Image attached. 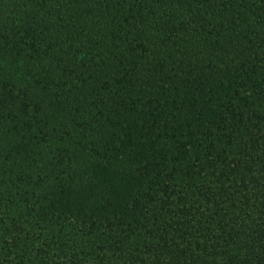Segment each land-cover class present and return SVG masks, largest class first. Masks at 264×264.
<instances>
[{"label": "trees", "instance_id": "trees-1", "mask_svg": "<svg viewBox=\"0 0 264 264\" xmlns=\"http://www.w3.org/2000/svg\"><path fill=\"white\" fill-rule=\"evenodd\" d=\"M0 264H264V0H0Z\"/></svg>", "mask_w": 264, "mask_h": 264}]
</instances>
